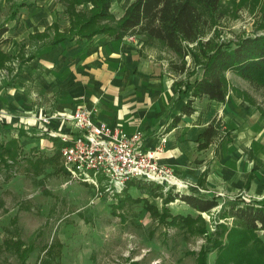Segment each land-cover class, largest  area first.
Returning a JSON list of instances; mask_svg holds the SVG:
<instances>
[{"label": "rangeland", "instance_id": "374dc122", "mask_svg": "<svg viewBox=\"0 0 264 264\" xmlns=\"http://www.w3.org/2000/svg\"><path fill=\"white\" fill-rule=\"evenodd\" d=\"M132 1L113 0L110 16L97 18L87 31L115 27ZM93 4L92 0H0V24L10 28L6 33L10 40L0 45V264H264V232L248 231L239 246L228 247V237L236 232L232 218L220 215L234 201L264 203L262 74L255 73L251 81L240 72L225 70L229 100L238 111L205 97L195 101L200 126L212 121L216 125L210 152L224 172L242 161L256 163L257 178L237 195L194 193L218 197L220 203L211 212H199L179 198L167 200L170 190L194 192L189 190L191 179L180 189L130 180L122 189L108 191L103 178L98 186L70 181L56 149L52 160L44 159L51 155L47 131L53 126L44 119L70 115L66 108H57L64 84L55 79L54 66L63 41H53L66 34L73 38L64 41L78 43L75 33L84 17L76 15L92 16ZM208 18L204 34L189 44L190 53L184 57L158 40L153 44L161 60L185 65L183 72H174L180 91L189 96L215 43L264 34V0H222ZM171 118L170 113L168 121ZM68 121L63 128L70 125ZM169 123L157 129L159 134L169 133ZM18 131L27 135L21 143H10ZM147 184L159 185L156 193ZM17 239L24 247L31 245L22 252H27L25 262L12 242Z\"/></svg>", "mask_w": 264, "mask_h": 264}, {"label": "crops", "instance_id": "0c3cea01", "mask_svg": "<svg viewBox=\"0 0 264 264\" xmlns=\"http://www.w3.org/2000/svg\"><path fill=\"white\" fill-rule=\"evenodd\" d=\"M70 27L71 25L64 30L68 31ZM6 33L4 36L10 40ZM151 38L136 32L122 38L98 33L91 40L76 44L62 40V53L54 66L55 71L58 70L55 79L64 84L59 92L57 108H66L71 114L76 107H85L93 111L95 120L120 126L129 133L141 130L144 137L142 147L154 149L160 145L158 162L171 166L181 182L193 180V184L187 181L191 184L189 190L194 191L192 193L203 191L204 196L205 192L239 194L241 189L251 188L257 174L254 161H242L240 166L228 168L224 172L214 158V153L210 152L215 145V136L208 145H200L202 140L199 134L211 122H205L202 126L198 123L201 120L197 119L199 115L195 101L199 97L193 103L195 111L190 115L182 114L183 104L192 95L180 91L178 75L165 58L161 60L157 56L158 52L153 49V44L158 39ZM208 100L227 105L232 112L238 111L228 94L224 102ZM247 104L252 106L250 102ZM170 113L172 118L180 116L176 125H172L173 120L168 121ZM49 122L58 127L56 129L52 126L47 131L51 157L59 151L62 138L70 135L74 129L70 123L63 128L64 123L59 115H53ZM185 122H188L186 128L182 126ZM167 123L169 133L163 136L157 129ZM25 134L26 132H19L17 137L11 138L21 143L20 138Z\"/></svg>", "mask_w": 264, "mask_h": 264}, {"label": "trees", "instance_id": "16d2710c", "mask_svg": "<svg viewBox=\"0 0 264 264\" xmlns=\"http://www.w3.org/2000/svg\"><path fill=\"white\" fill-rule=\"evenodd\" d=\"M222 0H133L125 12L117 21L115 27L109 25L98 30H88L87 28L95 23L99 17L108 18L110 16V6L113 0H92L93 7L90 17L87 13H78L76 17H84V23L78 26L79 34L77 41L91 40L96 33H108L115 38H122L129 33H143L149 38L161 41L169 49H172L180 56L184 57L190 53L188 48L190 43H195L204 34L209 24L208 16L216 13ZM100 6V8L98 7ZM77 29V30H78ZM8 30L6 25H0V45L6 42L8 37L5 33ZM72 32V30L70 31ZM53 42H60L65 38H73L72 35H62L55 37ZM171 68L178 73L185 70V65L177 66L170 64ZM227 69L240 72L248 80L256 78L255 73L264 75V34L247 36L235 42L215 43L211 53L207 56V63L203 73L198 76L192 84V96L182 107V114L190 115L195 111L193 106L197 97L205 96L208 99H215L224 102L228 94L224 72ZM180 116L173 119L172 125L179 122ZM217 128L212 121L208 127L201 132V146L208 145L214 136ZM10 143L18 142L11 139ZM55 155L48 157L52 160ZM135 181V180H132ZM140 184V183H139ZM147 187L156 193L159 185L147 184ZM167 200L175 198L181 199L199 212H211L219 203L218 197H202L194 193H181L170 190ZM221 217L232 218L233 228L236 234L228 237L227 245L239 246L242 237L248 231L262 230L264 232V204L256 200L232 202L221 212ZM241 237V238H240ZM19 248L18 256L25 262V250L31 245L24 247L19 239L12 241ZM31 250V248H30ZM28 251V250H27ZM49 251V249L47 250ZM21 252V253H20Z\"/></svg>", "mask_w": 264, "mask_h": 264}, {"label": "built area", "instance_id": "2783aa9c", "mask_svg": "<svg viewBox=\"0 0 264 264\" xmlns=\"http://www.w3.org/2000/svg\"><path fill=\"white\" fill-rule=\"evenodd\" d=\"M74 110L69 118H63V113L59 115L61 122L69 119L74 129L62 138L63 144L59 147L62 168L71 176L70 181L98 186L103 178L107 181L108 191L113 187L120 190L130 180L157 181L166 190L187 186L186 182L176 178L171 166L158 162L160 145L154 149L142 147L141 130L129 133L120 126L95 120L93 112L85 107ZM44 120L48 122L49 118Z\"/></svg>", "mask_w": 264, "mask_h": 264}]
</instances>
